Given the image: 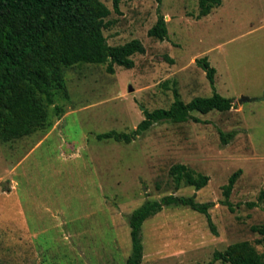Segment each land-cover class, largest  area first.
Here are the masks:
<instances>
[{
    "label": "rangeland",
    "instance_id": "374dc122",
    "mask_svg": "<svg viewBox=\"0 0 264 264\" xmlns=\"http://www.w3.org/2000/svg\"><path fill=\"white\" fill-rule=\"evenodd\" d=\"M102 1L113 21L104 29L108 43L140 39L146 52L132 56V68L115 64L113 73L108 62L64 66L68 96L57 94L45 126L0 139V264H126L130 215L170 194L214 202L217 234L206 214L167 205L143 223L144 264H207L242 240L262 252L253 226L264 223V0H223L206 16L199 0H122L119 12ZM160 13L164 41L148 35ZM203 58L216 69L215 88ZM175 88L185 102L216 90L234 106L191 112L199 122H156L130 143L98 139L132 132L146 109L169 108ZM233 130L225 143L221 132ZM179 163L209 183L177 189L170 170ZM240 169L232 211L223 186Z\"/></svg>",
    "mask_w": 264,
    "mask_h": 264
},
{
    "label": "trees",
    "instance_id": "16d2710c",
    "mask_svg": "<svg viewBox=\"0 0 264 264\" xmlns=\"http://www.w3.org/2000/svg\"><path fill=\"white\" fill-rule=\"evenodd\" d=\"M115 11H120L122 0H112ZM159 3L162 0H157ZM199 16L208 15L223 0H199ZM111 9L102 0H0V139L8 141L22 138L43 128L47 121V108L55 103L58 93L68 96L64 80V66L80 63L101 64L108 62V71H115L114 65L132 68V56L145 53L146 47L140 39L125 44L110 45L104 29L113 21H106ZM169 30L165 16L161 13L148 35L164 41ZM215 88L216 69L207 58L198 59ZM175 100L169 108L145 110V119L130 133L110 131L98 134V139H114L130 143L140 134L160 121L196 122L200 118L191 112L209 113L212 110L229 111L234 106L230 97L215 90L211 96H198L190 102L181 99L177 88ZM57 110L60 107L56 106ZM236 131L221 132V138L228 143ZM177 189L182 182L197 190L205 187L210 177L197 173L185 164H176L171 170ZM242 170H237L223 186L225 199L222 201L232 211L230 200L234 186ZM264 200V190L260 201ZM170 204L189 206L207 215L214 234L216 226L209 210L214 202H198L196 195H166L161 200H148L134 210L129 217L132 236V252L126 264L143 263L142 226L145 220L156 215ZM256 205L257 203H251ZM253 230L264 242V223L253 226ZM264 264V250L260 252L249 240L230 244L224 251H216L213 260L207 264Z\"/></svg>",
    "mask_w": 264,
    "mask_h": 264
},
{
    "label": "water",
    "instance_id": "95a60500",
    "mask_svg": "<svg viewBox=\"0 0 264 264\" xmlns=\"http://www.w3.org/2000/svg\"><path fill=\"white\" fill-rule=\"evenodd\" d=\"M249 99H250V98H247V97H246V98L242 99L241 102L246 101V100H249Z\"/></svg>",
    "mask_w": 264,
    "mask_h": 264
}]
</instances>
